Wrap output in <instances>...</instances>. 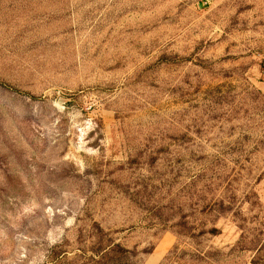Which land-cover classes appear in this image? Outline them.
<instances>
[{
  "label": "rangeland",
  "instance_id": "rangeland-1",
  "mask_svg": "<svg viewBox=\"0 0 264 264\" xmlns=\"http://www.w3.org/2000/svg\"><path fill=\"white\" fill-rule=\"evenodd\" d=\"M263 71L264 0H0V264H264Z\"/></svg>",
  "mask_w": 264,
  "mask_h": 264
},
{
  "label": "trees",
  "instance_id": "trees-1",
  "mask_svg": "<svg viewBox=\"0 0 264 264\" xmlns=\"http://www.w3.org/2000/svg\"><path fill=\"white\" fill-rule=\"evenodd\" d=\"M95 254H97L100 258H104L105 256L111 255V254H125V255H127V254H129V250L122 248L119 245L109 247V250H108V247L106 249V248H103V246H101L99 248V250L95 251Z\"/></svg>",
  "mask_w": 264,
  "mask_h": 264
},
{
  "label": "built area",
  "instance_id": "built-area-1",
  "mask_svg": "<svg viewBox=\"0 0 264 264\" xmlns=\"http://www.w3.org/2000/svg\"><path fill=\"white\" fill-rule=\"evenodd\" d=\"M263 73H264V71H263Z\"/></svg>",
  "mask_w": 264,
  "mask_h": 264
}]
</instances>
